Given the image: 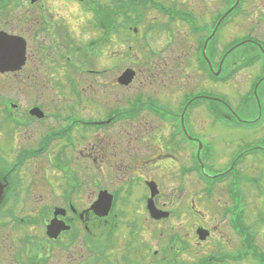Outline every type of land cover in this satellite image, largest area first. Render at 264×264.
Segmentation results:
<instances>
[{
	"label": "flooded vegetation",
	"instance_id": "obj_1",
	"mask_svg": "<svg viewBox=\"0 0 264 264\" xmlns=\"http://www.w3.org/2000/svg\"><path fill=\"white\" fill-rule=\"evenodd\" d=\"M12 2L0 0V35L19 42L13 58L0 64V88L7 92L0 94V110L8 126V134L0 141V230L4 232L0 235V264H107L105 246L120 219L135 220L136 229L115 237L122 245L118 264L125 262L128 252L137 257L138 238L145 244L144 263L149 262L155 220L148 210V184L158 186L154 201L164 209L168 203L163 192L169 189L170 173L195 172L192 158L203 135L198 130L202 105L197 96L218 89L220 77L230 83L243 72L250 88L255 78L263 83L264 15L257 16L256 30L246 25L251 16L245 10L223 16V6L212 0L204 6L197 2L195 22H185L182 37L183 42L190 41L192 48L184 56L194 64L200 79L196 95L187 100L188 92L182 88H167L165 98L144 84L135 87L124 103L121 91L128 86L118 82L121 51L112 56L97 51L105 48L98 27L107 0H20L14 3L19 5L15 17L11 16ZM76 17L81 22L89 19L90 26L93 18V27L86 29L92 30V38L85 36L81 44L73 43V32L80 33L72 28ZM236 23H243V28L235 33ZM166 38L173 41L170 32ZM92 45L94 57L109 59L102 67L77 56L83 50L90 55ZM43 77H50V86L54 82L60 93L59 84L66 85L73 99L100 83L114 104L96 106L90 104V97L83 109L84 100L66 102L65 109L59 101L21 103V91L43 86L39 83ZM12 91L19 96L10 95ZM93 112L98 115H91ZM184 112L189 138L182 123ZM10 129L19 133H10ZM109 172H117V178H108ZM88 173L96 174L94 181H88ZM57 174L63 181L57 180ZM104 191L113 196L111 208L97 214L95 205L108 204ZM53 220L64 223L56 237L48 235Z\"/></svg>",
	"mask_w": 264,
	"mask_h": 264
},
{
	"label": "rangeland",
	"instance_id": "obj_2",
	"mask_svg": "<svg viewBox=\"0 0 264 264\" xmlns=\"http://www.w3.org/2000/svg\"><path fill=\"white\" fill-rule=\"evenodd\" d=\"M157 1L172 9L185 8L196 10L197 2V6H200L201 4H203L204 6V4H208L210 0H202V3L200 2V0ZM212 4H218L219 6H221V4L223 5V0H212ZM17 6L19 5H15L11 9L12 17H15L13 15H17ZM245 11L249 12V17L251 16L250 20H253L246 22V25L248 27L252 26V28L254 27L257 30L259 26L257 24V16L261 14L264 15V0H247L245 3ZM146 13V16H143L145 18L144 22L142 19V31L145 29V24L147 25L151 22L154 25H156L157 23L160 24V26H158L157 29L153 32L154 34L150 36L153 42L152 45L157 46V55L152 54L149 47L143 44L141 37L137 36L138 34L133 32H130L132 37L127 38L129 42H126L125 44L123 42V45L121 44L120 48L116 47L117 52H122L123 70L125 69V67L131 66L138 72L135 82L131 84L133 88L131 89L129 84L127 85L128 87L122 89L121 96L123 98V102L125 103L128 101V97L133 94L135 87H141L144 84L148 88H151L150 91L158 92L162 95H160L161 97L165 98L168 97V95H166V92H168V90H166L167 88H177V90L182 88L181 90H184L185 92L198 90L201 85L199 84L200 79L197 75L196 67L194 66V64H191V62H189L184 56V53L192 47L188 46L190 43L189 40L186 43L183 42L182 37L184 36V31L183 26L181 25L182 20L178 19L176 23L172 24L171 28H166V22H170V20L167 21V15L158 16L159 12L155 11V9L153 8L148 9ZM74 21L75 25H72V28L77 31L79 30L80 33L73 32V43L80 42L81 44L83 41L82 39L85 36H87L88 38H92V30H88V32L84 34L86 29L91 28L88 25V19L85 20L83 18V21L81 22L78 17H76ZM241 28H243V23H236L233 27L235 33ZM167 30H171L170 34H172L174 37L173 42H168V38H165V33L168 32ZM123 35L129 36V33H124ZM166 42L168 45L166 44ZM129 45L133 46L132 50H130ZM88 48L90 55L84 50L77 54V56L81 58V60L86 62V59H89V61L91 63H95V66L97 67H102L105 62H108L109 59L105 57H94L95 51L90 47ZM111 50H115V47L114 49L112 47L107 48V46L106 48L101 47L97 51L99 53H102L103 55L105 54L106 56H112L113 52H110ZM73 75L77 76L76 73H73ZM244 76H246V72L240 74L238 78H235L232 83L228 85H218V89H215L214 92H209L211 96L217 99H206L203 101V105H205L207 108H217L219 114L218 125L214 124L211 121L204 108L201 112L199 111V116L202 117V122H200V125H198V130L209 135L212 139H216L217 141L218 153L212 160L215 168H223V162H225L228 157L232 156L238 147L242 148V145L247 143H249L250 145L256 143L261 144V141L264 140V96L263 113H260L256 106H244L243 92L247 88V83L245 84L247 79L243 78ZM15 80L17 83H19L18 78H16ZM50 82V77H43V79L39 80L40 85L43 86L36 88L26 87L25 90H22L20 93L21 103H26V105L28 106L30 103L37 100L45 103H55L59 101V106L63 109L68 106L66 102L76 103L77 98H71V94L68 93L66 85L64 87L63 83L59 84L60 86H62V93H60L56 89L55 83L53 82V84L50 86ZM94 84L96 85L95 88H91L89 92L83 93L84 105L81 108L83 109L84 106L88 105L87 99L89 98L87 97L91 98L90 101L92 103L90 104L94 103L96 104V106H107V103L114 104V102L111 101L112 97H109V95L106 94L105 87L100 83L95 82ZM1 85L2 83L0 82V86ZM262 89L263 88H261V90ZM0 94L2 96H5L7 92L3 90V88H0ZM10 95L19 96L17 91H12ZM106 97H109L110 99L107 100ZM79 112L81 113L82 111ZM94 114L96 113L93 112L91 115ZM231 114L233 116L234 114L236 115L232 120L225 118V116H229ZM240 120H261V122H258L257 124L246 123L242 126V123H237V121L239 122ZM0 122L5 125L2 127L0 124L1 141L8 134V126H6V124L2 121L1 110ZM33 127L36 128L37 126ZM10 133L16 134L19 132L10 129ZM31 133H33V131ZM104 133L106 132H103V134ZM112 133H114V130L112 131ZM115 133H119V131L116 130ZM122 133H124V131ZM91 136L92 139L95 140V134L93 132ZM245 164L247 165L246 172L248 174L246 172L245 173L250 176H255L258 178L260 177L259 182L261 183V186L264 187V160H261L259 158L253 159L252 156H250L247 160H245ZM245 164L242 163L239 169L242 170ZM205 165V170L207 172L215 170L210 167L206 159ZM27 169L33 170V168L31 167H28ZM37 169H39V166L37 167ZM48 173L52 175L56 174L51 171H49ZM117 175V172H109L107 177L115 180L117 178ZM171 175L174 177L173 172H171ZM87 176L88 181H94L96 174L90 175L88 173ZM48 179L53 180L50 177ZM176 179L170 180L169 189L163 192V196L165 197V201L169 204V207L175 211V214L178 212L181 217L179 218L177 215H174L170 220H168V222L164 224L158 223L155 224V226H152L154 235L152 237L153 247L149 252L150 257L156 258L152 256V253L155 250L158 251V249L160 251H158L157 257L159 256L162 251V247L160 248L159 244L163 243L164 246V244L172 234L179 235L181 238L188 241L189 250H184V252L180 254V257H183L187 261L192 259L197 260V257H205L208 253L217 254L218 252H224V250L236 253L237 250L241 248V238L233 233V230L228 222L229 216H222V211L226 206L228 198L224 188L221 187L224 184H222L220 187L215 188L216 192L214 193V196H212V198H207L200 190L201 185L198 184L196 179L192 176L186 177L184 182L181 181V184ZM57 180L63 181L60 174H57ZM242 187V193H244L243 201L246 205L245 221L251 228L250 232L255 233V242L260 247V249L264 251V195L259 196V194L261 193V189L259 190L250 182L243 183ZM183 191H187L188 194L187 192H184V197L181 198V192ZM177 195L179 197H177ZM175 198L179 199L180 204L173 201V199ZM194 203L197 204L195 209L193 208ZM134 218L137 220L136 217H132L131 219ZM260 218L263 219V223L262 221H260ZM197 225H204L212 232V238L208 240L209 242H207L206 245L201 247L202 249H200V252L198 253L195 250L198 238L194 231ZM126 229V225L121 224L118 231H120V233L121 231L122 233H125ZM2 231L3 230H0V235L4 233ZM122 238H124V236H122ZM121 248V244H119V246L116 245L114 250L112 251V254H120ZM188 254H191L195 258ZM169 256L172 259V256L170 254ZM233 263L234 262L229 261L226 264ZM235 264H257V262H254L252 259H248L245 262L243 261L242 263Z\"/></svg>",
	"mask_w": 264,
	"mask_h": 264
},
{
	"label": "water",
	"instance_id": "obj_3",
	"mask_svg": "<svg viewBox=\"0 0 264 264\" xmlns=\"http://www.w3.org/2000/svg\"><path fill=\"white\" fill-rule=\"evenodd\" d=\"M132 77V72L127 71L124 75H123V79L127 82L131 79Z\"/></svg>",
	"mask_w": 264,
	"mask_h": 264
},
{
	"label": "bare ground",
	"instance_id": "obj_4",
	"mask_svg": "<svg viewBox=\"0 0 264 264\" xmlns=\"http://www.w3.org/2000/svg\"><path fill=\"white\" fill-rule=\"evenodd\" d=\"M71 7H73V6H71ZM226 85H228V84H226ZM202 117H197V120H200ZM201 121H202V119H201Z\"/></svg>",
	"mask_w": 264,
	"mask_h": 264
},
{
	"label": "trees",
	"instance_id": "obj_5",
	"mask_svg": "<svg viewBox=\"0 0 264 264\" xmlns=\"http://www.w3.org/2000/svg\"><path fill=\"white\" fill-rule=\"evenodd\" d=\"M255 256L258 257L257 253H255Z\"/></svg>",
	"mask_w": 264,
	"mask_h": 264
}]
</instances>
